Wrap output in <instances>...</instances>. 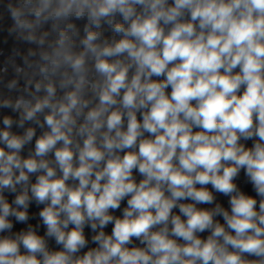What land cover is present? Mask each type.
<instances>
[{"label":"clouds","instance_id":"clouds-1","mask_svg":"<svg viewBox=\"0 0 264 264\" xmlns=\"http://www.w3.org/2000/svg\"><path fill=\"white\" fill-rule=\"evenodd\" d=\"M0 7V264H264V0Z\"/></svg>","mask_w":264,"mask_h":264},{"label":"built area","instance_id":"built-area-1","mask_svg":"<svg viewBox=\"0 0 264 264\" xmlns=\"http://www.w3.org/2000/svg\"><path fill=\"white\" fill-rule=\"evenodd\" d=\"M6 16H7V12L4 10L3 7H0V34H1V31L3 30L2 32L4 35L3 36V38H4L3 43L0 41V66H3L4 61L10 55L13 54L14 49H19L20 51L23 52L28 47L27 45L18 42L15 39L14 35L8 38L9 30L4 29L3 25L1 24V22L6 18ZM6 36H7V38H6ZM3 114H8V110H0V115H3ZM249 143H251V142H249ZM237 183L243 191H245L246 193H248L250 195H253V196L255 195V193L252 191L251 185L247 182V179H246L243 172H241L240 177L237 180ZM217 199H218V202L222 203L225 207H227V198L226 197L218 195ZM204 207H208V205H204ZM38 212H39V208H37L35 205H32L30 207L29 214L33 218L28 221L29 224H32L33 226H35L39 223ZM116 214L119 215V212H117ZM26 227H27L26 224L14 223L13 231H19V230L24 229ZM108 231H110V227H109ZM39 232H40V234H43V232H44L43 226L40 227Z\"/></svg>","mask_w":264,"mask_h":264},{"label":"trees","instance_id":"trees-1","mask_svg":"<svg viewBox=\"0 0 264 264\" xmlns=\"http://www.w3.org/2000/svg\"><path fill=\"white\" fill-rule=\"evenodd\" d=\"M11 20L8 18V14H7V16H6V18L1 22V24L3 25V28L4 29H8L9 30V28L11 27ZM3 31V30H2ZM1 31V34H0V41L3 43V40H4V38H3V32ZM11 36H13V35H8V38L9 37H11ZM6 38H7V36H6ZM38 134H39V132H38Z\"/></svg>","mask_w":264,"mask_h":264}]
</instances>
